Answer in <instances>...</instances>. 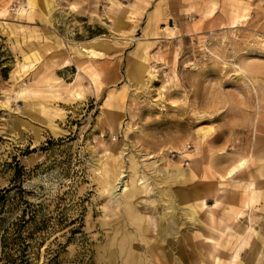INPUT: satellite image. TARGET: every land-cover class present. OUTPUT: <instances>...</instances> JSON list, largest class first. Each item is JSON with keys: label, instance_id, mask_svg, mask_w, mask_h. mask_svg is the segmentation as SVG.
Masks as SVG:
<instances>
[{"label": "rangeland", "instance_id": "1", "mask_svg": "<svg viewBox=\"0 0 264 264\" xmlns=\"http://www.w3.org/2000/svg\"><path fill=\"white\" fill-rule=\"evenodd\" d=\"M5 231L29 264H264V0H0Z\"/></svg>", "mask_w": 264, "mask_h": 264}, {"label": "bare ground", "instance_id": "2", "mask_svg": "<svg viewBox=\"0 0 264 264\" xmlns=\"http://www.w3.org/2000/svg\"><path fill=\"white\" fill-rule=\"evenodd\" d=\"M94 52V51H93ZM91 55V54H90ZM93 55H96L95 53H93ZM246 165H247V161H240V162H238L237 164H234V165H232L231 167H230V169L228 170V172H227V176L229 177V178H232V177H234V175L238 172V171H241V170H243L245 167H246ZM174 172H175V174H176V177L179 179H185L187 176H188V172L187 171H185V170H182V169H175L174 168ZM223 179V178H222ZM143 184V183H142ZM135 188V187H134ZM170 201V200H169ZM174 204H173V202H171L170 201V203L167 205V208H166V213H164V215H163V217H169L172 221L171 222H173L172 223V229H174V228H176L177 227V225H178V221L176 220V218H175V216L173 215V211L175 210L174 209ZM177 211V210H176ZM187 215H189V217H190V219L192 220V219H195V217H194V213H193V211L192 210H190V209H185V211H184ZM175 213V212H174ZM176 214V213H175ZM180 224V223H179ZM171 225V224H170ZM128 227V226H127ZM169 227V226H168ZM170 228V227H169ZM166 229V228H165ZM170 230V229H169ZM176 231V230H175ZM133 232V231H132ZM168 233H170V232H168ZM158 234V233H157ZM161 234H163L164 235V233L163 232H161ZM168 236V235H167ZM179 264V263H178Z\"/></svg>", "mask_w": 264, "mask_h": 264}, {"label": "trees", "instance_id": "3", "mask_svg": "<svg viewBox=\"0 0 264 264\" xmlns=\"http://www.w3.org/2000/svg\"><path fill=\"white\" fill-rule=\"evenodd\" d=\"M19 176V173H17ZM9 190L4 189L1 191L2 194L7 193ZM7 232H2L0 234V264H29V259L27 255V251H22L21 256L15 258L12 254V248H14L15 243H10L7 241Z\"/></svg>", "mask_w": 264, "mask_h": 264}, {"label": "crops", "instance_id": "4", "mask_svg": "<svg viewBox=\"0 0 264 264\" xmlns=\"http://www.w3.org/2000/svg\"><path fill=\"white\" fill-rule=\"evenodd\" d=\"M241 171H242V170H241ZM239 172H240V171H238L237 173H239ZM237 173H236L235 175H237ZM235 175H234V176H235ZM226 177H228V176L226 175ZM228 178H229V177H228ZM185 205H187L188 207H187V208H184V210H185V209H190V210H192L193 213H194V217H195L196 221L199 222L200 219L196 216V212H195L194 209L190 206L189 201L185 200ZM212 212H213V210L210 209V213H212ZM248 231H250V230H249V229H246V232H248Z\"/></svg>", "mask_w": 264, "mask_h": 264}]
</instances>
